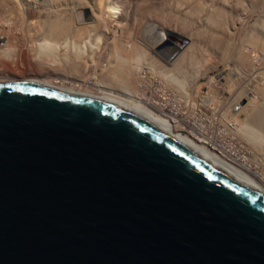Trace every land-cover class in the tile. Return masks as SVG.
Masks as SVG:
<instances>
[{
  "label": "water",
  "instance_id": "95a60500",
  "mask_svg": "<svg viewBox=\"0 0 264 264\" xmlns=\"http://www.w3.org/2000/svg\"><path fill=\"white\" fill-rule=\"evenodd\" d=\"M0 264H264V195L120 107L1 83Z\"/></svg>",
  "mask_w": 264,
  "mask_h": 264
},
{
  "label": "bare ground",
  "instance_id": "6f19581e",
  "mask_svg": "<svg viewBox=\"0 0 264 264\" xmlns=\"http://www.w3.org/2000/svg\"><path fill=\"white\" fill-rule=\"evenodd\" d=\"M51 2V7H45L38 0H26L24 4L20 1L22 5H18L17 0H0L1 7L8 4L9 10L13 3L21 9L20 14L30 18V30L35 32V37L32 36L37 38L34 42L36 49L28 56V62L25 56L19 59L21 66L28 65V69L0 68V84L32 82L59 93L120 107L172 137L228 176L264 195V173L258 169L259 160L254 157L258 152L253 155L249 147L247 150V147L233 141L240 135L246 142L257 144L255 148L264 143V0H147L144 5L137 0ZM81 4L92 20L85 19L84 23L74 28L71 26L75 30L70 32L65 24L74 13L72 9ZM34 13L39 18L36 21L31 19ZM20 18L24 19L21 15ZM150 23L160 25L162 29L159 34L152 32L148 38L153 37L157 41V35L158 38L161 36L156 47L151 46L149 40L140 39L145 29H152V25L148 27ZM69 33L79 40L67 39ZM58 36L65 37L61 43L55 39ZM6 44L1 46L0 56L16 62V56L8 57L10 53ZM171 44L180 50L170 53L172 59L176 57L174 63L169 65L171 60L166 57L162 59L165 63L157 61L155 56L160 53L156 50ZM1 60L4 62V58ZM101 62V67L104 62L106 64L102 73L96 75L95 68ZM145 65L153 72L152 75L171 78L174 81L170 80L171 84L182 87L188 83L192 91H187L191 93L199 90L216 92L218 86L225 97L228 95L225 99L229 102L226 104V100L216 99L219 100L216 105V100H213L214 108L228 129L214 134L211 126H203L204 114L198 115L190 107L188 111L186 109L189 112L186 115V112L180 113L181 109L166 98L162 85L160 91L152 90L148 96L144 89L139 93L135 87L141 80L137 79V73L142 74L144 71L141 69ZM155 68L161 71L156 72ZM215 71L220 73L213 77ZM155 93L156 96L160 94L158 98L153 97ZM245 100L247 103L241 104ZM235 109H238L237 113ZM207 122L211 124L213 121L208 119Z\"/></svg>",
  "mask_w": 264,
  "mask_h": 264
},
{
  "label": "rangeland",
  "instance_id": "374dc122",
  "mask_svg": "<svg viewBox=\"0 0 264 264\" xmlns=\"http://www.w3.org/2000/svg\"><path fill=\"white\" fill-rule=\"evenodd\" d=\"M16 1V0H15ZM23 4L24 3H26V0H25V2H24V0H20ZM20 1H18L17 0V3H19L18 5H22V3H20ZM40 1H41V3H44V6L45 7H51L52 6V2H51V0H38V2L40 3ZM85 1V0H84ZM87 1V0H86ZM146 1L147 0H137V2H139V4H141V5H144V4H146ZM14 2V1H13ZM16 2H14V4H15ZM143 3V4H142ZM50 4V5H49ZM8 6V4H3L2 5V7H1V3H0V48H2L1 46L3 45V44H5V42H7V44H6V47L7 48H9V53H10V55H8V57L9 56H11V57H13L14 58V56H16L15 57V59H17L16 60V62H15V60L14 61H12L11 60V58H8L7 59V57L5 56H0V63H2V64H0V68L1 69H3V70H6V69H8V70H12L13 68L14 69H17V68H21L22 66H21V62L19 61V59L21 60V57L22 56H25V60L27 59V62H28V56L29 55H31L33 52H34V49H36V48H34V47H36L35 45H36V43L34 44V42H37V38H34L35 37V35L33 34V33H35L33 30H30V29H32L31 28V26H29V20H30V18L29 19H27L26 18V14L25 15H22V14H20V13H22L21 12V9H18V7L17 6H15V5H17V4H15V5H13V3H12V5L10 6L11 8L8 10V8L9 7H7ZM82 5L83 4H81L79 7L77 6L76 8H74V9H72L73 10V12L74 13H72L71 14V19H70V21H67V23L65 24V26H67V28H68V26H69V28L71 29V31L70 32H73L72 30H75V29H73L74 27H75V25H77V24H81V23H84V20L86 19V20H92V19H90L91 18V16H90V14H89V12H88V14L86 15L85 14V11H87L86 9H85V6L83 5V7H82ZM5 6V7H4ZM23 8H25L24 6H22ZM27 7V6H26ZM81 7V8H80ZM2 8V9H1ZM20 8V7H19ZM75 9H76V11H75ZM85 9V10H84ZM25 9H23V11H24ZM17 11V12H16ZM20 11V12H19ZM11 12V13H10ZM3 13V14H2ZM6 13H8V14H6ZM13 14H16V15H13ZM19 14V16L17 17V15ZM20 15L22 16V17H24V19L23 18H20ZM75 15V16H74ZM73 16V17H72ZM11 17V18H10ZM17 19H16V18ZM30 17V16H29ZM13 18V19H12ZM35 18V19H34ZM89 18V19H88ZM8 19V20H7ZM11 21H10V20ZM21 19V20H20ZM31 19L33 20V21H36V20H38L37 19V13H34L33 15H32V17H31ZM5 21V22H4ZM26 21V23H24ZM14 22V23H13ZM3 23V24H2ZM73 23V24H72ZM75 23V24H74ZM69 24V25H68ZM25 25V26H24ZM152 25V29L149 31V30H144L143 31V35L141 34L140 35V39L141 40H145V41H147V40H149V44L151 45V43H152V45L151 46H158V44L156 43L158 40H159V38L161 37V36H159V38H158V35H157V41L156 40H154V39H148L149 37H151L152 35V32H153V34L155 33V32H158V34H159V31H161L162 29H161V26L160 25H155V26H153L154 24H152V23H150L149 24V26L148 27H150ZM73 28H72V27ZM9 28H11V29H9ZM28 28V29H27ZM145 28H147V26H145ZM20 30V31H19ZM26 30H27V32H26ZM156 30V31H155ZM29 31V32H28ZM31 32V33H30ZM7 34V35H6ZM16 36H15V35ZM24 34V35H23ZM32 34H33V36H32ZM75 34V33H74ZM69 36L67 37V39H69V37H71L73 40L74 39H77L78 37L76 36V38H73V36H70V35H73L72 33H69L68 34ZM28 37V38H27ZM30 37V38H29ZM75 37V36H74ZM82 37H84V36H82ZM2 38V39H1ZM5 38V39H4ZM11 38V39H10ZM61 39V41L59 40V39ZM65 37L63 36V38H61L60 36H58V37H56L55 39H56V41L58 42L59 41V43H61L62 41H63V39H64ZM71 38H70V40H71ZM163 38H165L164 36H163ZM17 39V40H16ZM20 39V40H19ZM31 39V40H30ZM33 39V40H32ZM54 39V40H55ZM77 40H79V39H77ZM10 41V42H9ZM13 41V42H12ZM76 41V40H75ZM152 41V42H151ZM26 42V43H25ZM30 43V44H29ZM32 45H33V47H32ZM13 46V47H12ZM63 46V45H62ZM170 46H171V48H170ZM5 47V46H4ZM4 47H3V49H4ZM1 50V49H0ZM59 50V49H58ZM66 50H68V48L66 49ZM35 51H37V50H35ZM64 50L62 49V52H63ZM157 52H158V54L160 53L162 56H160V54L159 55H157V57L155 56V58L157 59V61H162V62H160V63H165L162 59H164L165 57L166 58H168V59H170L171 61V63L169 64V65H171L172 63H174V61L176 60V57L174 58V59H172L173 57L171 56V54L170 53H172V51L173 52H179L180 50H179V47H177L176 46V48H175V44H171V45H167L166 47H164V48H158L157 50H156ZM21 52V53H20ZM60 52V51H59ZM23 54V55H22ZM173 54V53H172ZM0 55H1V53H0ZM87 56V51H86V53L84 52V54H83V59L85 60V58H86V56ZM20 57V58H17V57ZM162 57V58H161ZM2 58H4V62L1 60ZM160 58V59H159ZM5 59H6V61H5ZM18 62H20V64L18 63ZM159 63V64H160ZM27 64V63H26ZM33 64V63H32ZM106 64V62H104V65ZM101 65H102V62L101 63H99L98 65H97V67L95 68V74L96 75H98V74H101L102 72H101V70L103 69V67H104V65L101 67ZM168 64H167V66L168 67H170L171 68V66H169ZM3 66V67H2ZM6 69H5V68ZM26 69H28V65L26 66H24ZM24 67H22V68H24ZM145 68H142L141 70L142 71H144L142 74H138L137 73V79H141V80H139L138 82H137V84L135 85V87H137L138 89V91H139V93H142V91H143V89H144V91H146L145 92V94H146V96H148L149 94V92L150 91H152V90H155V91H160L162 88L161 87H164L162 90H163V92H164V90H165V92L164 93H166L165 95H166V98L167 99H170L169 101H170V104H172L173 106L175 105V107L176 106H178L180 109H181V111H180V113H184V112H186L185 113V115L187 114V113H189V112H187L188 111V109L187 108H191L192 110H194L195 109V112L198 114H204L203 115V119H204V122L202 123L203 124V126H205V127H207V126H211L210 128L212 129V130H215L214 131V134L215 133H217L218 131H225V130H227L228 128H226L227 126H226V124L224 123V121H223V118H221V116L219 115V114H216L217 112H216V106H214V101L216 100V99H219L220 101H222V102H224L226 99H227V97H228V95H226V97H225V95H223L222 94V92H220V89H219V87L217 86V88H216V92H212V93H207V90H202V92H204L203 94H202V92H200V90L199 91H197V92H189L191 89H190V87H189V85H188V83H186L184 86H182L181 87V85L179 86L178 84L177 85H175L174 83L173 84H171L172 82L171 81H173L171 78H168V79H166V78H164L163 79V77H159V76H161V75H157V74H153L152 75V73L153 72H151V70H149V69H147L146 68V65L144 66ZM163 67V66H162ZM167 67V68H168ZM21 68V69H22ZM156 69V68H155ZM140 70V71H141ZM161 71V69H159V68H157L156 69V72H160ZM219 73L220 72H218V71H215L214 72V74L212 75L213 77L214 76H218L219 75ZM142 76V77H141ZM151 77V79H149ZM157 77V78H156ZM163 79V81H162V79ZM160 79V80H159ZM144 80V81H143ZM157 80H158V82L160 83V84H158V82H157ZM171 80V81H170ZM142 83H141V82ZM165 81V82H164ZM168 82V83H167ZM170 82V83H169ZM174 82V81H173ZM202 81H200L199 83H201ZM202 83H204V82H202ZM162 85V86H161ZM158 88H157V87ZM161 86V87H160ZM166 86V87H165ZM156 87V89H154ZM173 87V88H172ZM175 87V88H174ZM189 87V88H188ZM141 88V89H140ZM159 88H160V90H159ZM140 89V90H139ZM217 89L219 90V92H217ZM142 90V91H141ZM187 90H189V91H187ZM154 91V92H155ZM192 91V90H191ZM185 92V93H184ZM170 93V94H169ZM200 94V95H198V94ZM206 93V94H205ZM216 93V94H215ZM201 94H202V97L201 98H199L200 96H201ZM209 94H211V95H209ZM213 94V95H212ZM157 95L158 96H156V93L153 95V97H159V95L160 94H158L157 93ZM169 95H171V96H169ZM173 95V96H172ZM187 95V96H186ZM205 95H207V96H205ZM185 96V97H184ZM189 96V97H188ZM192 96V97H191ZM203 96H205V98L203 97ZM212 96V97H211ZM214 96H217V97H214ZM170 97V98H169ZM171 97H173V98H171ZM189 99H188V98ZM194 97H195V99L196 100H193L194 99ZM210 97L212 98V100L210 99ZM214 97V98H213ZM224 97V98H223ZM154 98V99H155ZM199 98V99H198ZM202 98H203V100H202ZM226 98V99H225ZM176 99V100H175ZM198 99V100H197ZM207 100V102L205 103V101ZM210 100H211V102H210ZM214 100V101H213ZM219 100H216L215 101V104L216 103H218V101ZM224 100V101H223ZM209 101V102H208ZM227 101V100H226ZM247 101L248 100H245L244 102H241V104L243 103H247ZM194 102V103H193ZM213 102V103H212ZM228 102H229V100L227 101V103L226 104H228ZM175 103V104H174ZM209 103H210V105H209ZM178 104V105H177ZM195 104V105H194ZM212 104V105H211ZM217 105V104H216ZM215 107V108H214ZM194 108V109H193ZM186 109H187V111H186ZM223 111V110H222ZM237 111H238V109H235V113H237ZM191 112V111H190ZM198 114V115H199ZM211 117V118H210ZM212 117L214 118V119H212ZM212 120L213 122L211 123V124H209L208 122H207V120ZM216 125V126H215ZM224 125V126H223ZM213 126V127H212ZM219 128V129H218ZM226 128V129H225ZM238 136V135H237ZM237 136H235L237 139H235L234 138V140L233 141H235V142H237V143H240V144H242V146H244V147H247V150H248V147L250 148L249 149V151L250 152H253V155H255L254 153H256V151L258 152L254 157L255 158H258V159H256L257 161L259 160V166H258V169L260 170V171H263V173H264V145L262 146V144H264V143H262V144H258V150L255 148V146L257 145H254L253 143L251 144V143H249V141L248 142H246V139H244V137L243 136H240V138L242 137L243 139L241 140L240 138H239V136L237 137ZM218 137V136H217ZM243 141V142H242ZM234 143V142H233ZM244 143V144H243ZM251 144V145H250ZM259 145H261V147H259ZM255 148V150H253L254 148ZM253 148V149H252ZM261 148V149H260ZM258 163V162H257Z\"/></svg>",
  "mask_w": 264,
  "mask_h": 264
}]
</instances>
